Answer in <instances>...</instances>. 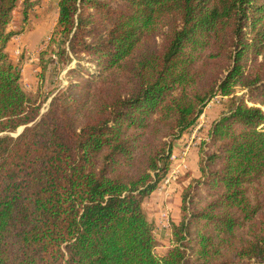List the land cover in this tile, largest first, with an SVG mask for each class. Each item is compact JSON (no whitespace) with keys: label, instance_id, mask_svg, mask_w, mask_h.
<instances>
[{"label":"trees","instance_id":"obj_1","mask_svg":"<svg viewBox=\"0 0 264 264\" xmlns=\"http://www.w3.org/2000/svg\"><path fill=\"white\" fill-rule=\"evenodd\" d=\"M18 1L0 0V264H264V0H59L52 52L75 66L44 114L8 53ZM219 82L159 255L145 199Z\"/></svg>","mask_w":264,"mask_h":264},{"label":"rangeland","instance_id":"obj_2","mask_svg":"<svg viewBox=\"0 0 264 264\" xmlns=\"http://www.w3.org/2000/svg\"><path fill=\"white\" fill-rule=\"evenodd\" d=\"M25 2H29V4L32 5L31 7L28 6L29 8L26 15L24 14L26 8ZM58 2L59 0H19L16 8L12 12V19L8 26L9 32L14 33L8 45V53L12 61L18 64L21 70V85L23 89L32 96L34 100L42 104L41 114L47 112L52 98L69 84L70 77L68 75V70L75 66V62L69 65H67L68 63L65 65L61 64L56 54L52 52L56 50V43H54L53 35L58 20ZM23 41L26 42L27 46L22 47V44H24ZM11 43L12 47L10 48ZM204 63H206V60ZM220 86L221 82L213 89V98L204 109L205 113L203 112V115L200 116L194 126L184 133L186 136L184 142L193 141L191 149H196L199 160L203 156V148L205 143L209 141V138L207 141L203 142L204 144L201 140H203L202 138H205V140L207 139L211 128V126L209 127L210 122H208V120L203 122L205 118L204 114L206 115V112H208L209 115L212 116L210 118V121H212L214 117L219 118L221 115L218 116V112L225 108L226 98L223 96H216ZM199 125V131L197 133L194 132L195 128ZM24 129L25 128L22 127L11 135L17 137L23 133ZM194 142H198L199 144L195 146L193 145ZM187 144L188 143L185 142L183 147L185 148ZM172 154L173 149L171 156ZM172 163L173 161L171 160V165ZM173 185L174 183L172 186ZM168 194L169 193H167V195ZM157 195L162 196L163 194ZM163 207L165 208V206Z\"/></svg>","mask_w":264,"mask_h":264},{"label":"crops","instance_id":"obj_3","mask_svg":"<svg viewBox=\"0 0 264 264\" xmlns=\"http://www.w3.org/2000/svg\"><path fill=\"white\" fill-rule=\"evenodd\" d=\"M22 47L27 46L26 42L23 41ZM12 47V43L10 44V48ZM28 48V47H26ZM223 111V110H222ZM222 111L220 110L218 113L220 116ZM205 113V112H204ZM204 114L203 122L208 120L210 122V126H212L213 121H215L218 117H214L212 121H210L211 115ZM203 115V114H202ZM185 134L180 138L173 147V154L180 156L182 151L185 149L183 147ZM184 148V149H183ZM198 152L196 149H191L188 155V169L186 171L181 172L178 179L172 186L168 195L158 196L154 191L145 199L144 202V211L146 214V218L154 227V234L156 240V252L159 255H164L167 250L172 246V224L178 225L181 222V209H182V194L185 188H187L193 179H197L199 177V169H198ZM162 197V198H159ZM165 206V208L163 207ZM164 208V209H163ZM165 209L168 210V226L169 228H162V224H166L162 219L161 212Z\"/></svg>","mask_w":264,"mask_h":264},{"label":"built area","instance_id":"obj_4","mask_svg":"<svg viewBox=\"0 0 264 264\" xmlns=\"http://www.w3.org/2000/svg\"><path fill=\"white\" fill-rule=\"evenodd\" d=\"M219 98H221V97H219ZM199 128H200V125L195 128L194 132L197 133L199 131ZM194 138H195V136H194ZM208 138H209V135H208L206 140H205V138H202L203 139V140H201L202 143L204 141H207ZM192 140H193V138H192ZM192 142L187 141L188 144L186 145L185 149L182 151L180 156L172 154L171 160L173 161V163L171 165L170 171L167 172L165 177L158 183V185L156 186V188L154 190L157 194L167 195V193L170 192V188H171L172 184L176 182V180L178 179L181 172L186 171L188 169L187 160H188L189 152H190L191 147H192L191 146ZM197 144H199V143L198 142L193 143V145H195V146ZM161 215H162V219L163 220L165 219L164 222L166 223V224L161 225L162 228H164V229L169 228L168 221H167L168 216H169L168 210L165 209L164 211H162Z\"/></svg>","mask_w":264,"mask_h":264},{"label":"water","instance_id":"obj_5","mask_svg":"<svg viewBox=\"0 0 264 264\" xmlns=\"http://www.w3.org/2000/svg\"><path fill=\"white\" fill-rule=\"evenodd\" d=\"M25 128V127H24Z\"/></svg>","mask_w":264,"mask_h":264}]
</instances>
